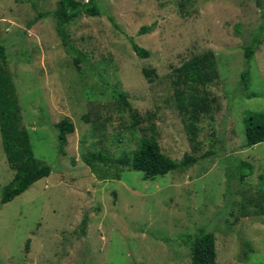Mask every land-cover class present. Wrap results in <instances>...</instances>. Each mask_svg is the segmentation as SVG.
I'll list each match as a JSON object with an SVG mask.
<instances>
[{
	"label": "rangeland",
	"instance_id": "rangeland-1",
	"mask_svg": "<svg viewBox=\"0 0 264 264\" xmlns=\"http://www.w3.org/2000/svg\"><path fill=\"white\" fill-rule=\"evenodd\" d=\"M33 1L35 9L0 0V45L21 126L51 173L0 204V264H190L182 239L199 230L214 235L215 264H264V142L243 147L246 119L264 113V40L244 60L252 37L264 39V0H96L98 16L81 15L66 27L87 59L77 66L54 19L34 23L59 0ZM141 27L150 31L138 35ZM127 37L149 56L137 57ZM205 52L214 54L219 78L206 89L214 103L190 142L172 82L176 68ZM244 70L253 97L239 89ZM114 91L127 94L135 129ZM62 119L74 127L65 156L54 127ZM141 136L154 137L175 161L208 157L149 180L85 163L91 153H129ZM241 162L251 167L242 181ZM12 177L0 140V190Z\"/></svg>",
	"mask_w": 264,
	"mask_h": 264
},
{
	"label": "trees",
	"instance_id": "trees-1",
	"mask_svg": "<svg viewBox=\"0 0 264 264\" xmlns=\"http://www.w3.org/2000/svg\"><path fill=\"white\" fill-rule=\"evenodd\" d=\"M35 9L33 0H24ZM99 7L96 0H86V3L76 0H59L57 8L52 13H38L34 23L42 18L52 17L55 21V31L61 41L63 50L75 66L86 62V56L78 51L69 39L66 27L81 15L90 17L98 16ZM33 25L32 22L28 27ZM149 27H141L138 35L146 34ZM127 40L134 54L140 59H146L149 53L146 49L137 46L132 37ZM260 36H253L251 42L244 48V60L246 64L252 59L256 48L262 42ZM8 58L6 49L0 45V140L5 161L13 171V177L9 183L0 190V204H7L23 194L32 184L46 178L51 173L48 165L41 163L34 157L29 132L21 126L20 108L17 103L12 77L7 69ZM143 75L149 78L152 71L143 70ZM249 71L244 70L240 74L239 89L244 97H253L248 90ZM219 78L216 59L212 52L192 56L188 61L174 70L173 96L176 109L184 123V129L190 136V142H194L197 133L196 124L202 114L211 111L214 99L209 97L206 91ZM114 98L120 106V111L127 110L131 118V129H135L139 123L138 115L127 102L125 92L114 91ZM56 129V144L58 154L65 156L64 148L67 144V136L73 133L74 127L67 120L62 119L54 125ZM153 128V127H151ZM264 142V113H255L246 119L244 128V148L253 147ZM208 157L205 154L199 158L185 154L179 161L170 159L162 153L159 144L154 137L141 136L137 147L129 153H123L117 158H112L104 153H91L85 158V163L92 166L101 163L107 171L114 172L128 170L141 173L143 180L163 177L171 171H185L194 165L199 159ZM251 174V167L247 163L239 164L238 179L242 181ZM118 174H115L116 177ZM264 179V174L261 176ZM84 220L82 225H84ZM193 236H185L182 241L189 250L190 264H215L214 235L212 232L199 230ZM27 245V244H26Z\"/></svg>",
	"mask_w": 264,
	"mask_h": 264
}]
</instances>
